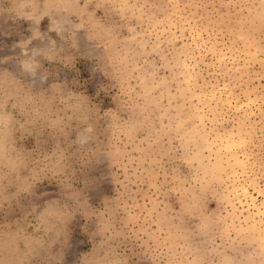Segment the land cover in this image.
I'll use <instances>...</instances> for the list:
<instances>
[{
  "label": "rangeland",
  "instance_id": "374dc122",
  "mask_svg": "<svg viewBox=\"0 0 264 264\" xmlns=\"http://www.w3.org/2000/svg\"><path fill=\"white\" fill-rule=\"evenodd\" d=\"M0 264H264V0H0Z\"/></svg>",
  "mask_w": 264,
  "mask_h": 264
}]
</instances>
